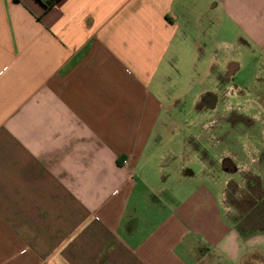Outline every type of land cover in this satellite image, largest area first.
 I'll return each mask as SVG.
<instances>
[{"label":"crops","instance_id":"obj_1","mask_svg":"<svg viewBox=\"0 0 264 264\" xmlns=\"http://www.w3.org/2000/svg\"><path fill=\"white\" fill-rule=\"evenodd\" d=\"M230 25L263 108L264 0H0V264H264V128L215 140L175 80L226 67L199 45Z\"/></svg>","mask_w":264,"mask_h":264},{"label":"rangeland","instance_id":"obj_2","mask_svg":"<svg viewBox=\"0 0 264 264\" xmlns=\"http://www.w3.org/2000/svg\"><path fill=\"white\" fill-rule=\"evenodd\" d=\"M208 35L211 36L210 40H208V42H201L200 48H204L205 46L207 47V50L212 48H215L216 44L219 42V40H228L231 44L229 47L230 53L229 56H227V60H229V62H234L235 64H237V70L234 73L233 78L229 81V83H225V82H220L218 80L219 77H217V75H220V80L223 81V78L221 77L223 75L222 72H224V70H226L225 65H221L220 68L217 70V68H215L214 72H211L210 76H208V78L205 77V72L207 70H210V67L208 64H206V60L202 61L201 59H203L207 54L206 53H202L199 54L200 58L199 61L194 69V72L191 75V78L188 82H183V77L180 78L178 74H175V80L177 81L176 84L178 83V87L181 89H185L188 90V92H190L191 94L200 91L201 89L204 88H208V89H220V86H218L219 84H223L224 86L226 85V87H228V93L226 95H224V101L223 104L225 107H232V106H240L241 101H239V89L243 88L246 91L248 90L247 88H245V86H250V90L249 92H247V99L244 102V106H240L242 107V110L244 109V114H245V123H246V130H245V136L246 139L244 140H248L250 141H254L255 139H257L259 137L258 132L259 130H257L259 128V126H261L262 128H264V105L263 108H260L256 103H259V97H254V90L251 86L252 84V79L255 76V74L257 73V71L259 70V68L257 67V63L259 61V57L260 55L258 54V52H254L253 50L249 49V48H244L246 46H243V44L240 42V38H242L241 36V32L238 29L233 28L230 25V29L228 30L227 33L223 32H218L217 27L214 26L213 27V32L212 30H209L208 28ZM240 37V38H239ZM239 48V49H238ZM205 59V58H204ZM202 61V62H201ZM225 62V61H224ZM223 62V64H224ZM214 69V67H211V69ZM185 75V74H184ZM234 94V95H233ZM258 100V101H257ZM221 108V107H219ZM190 108L187 107L185 109V113L182 114L181 116H173L175 118V120H170V121H179L181 118H190V117H194L195 114L192 113V111H190ZM192 110V108H191ZM206 115V114H205ZM209 116V113L208 115ZM172 117V119H174ZM179 119V120H178ZM232 120V119H231ZM201 125L203 126V128H212V129H224L226 126H223V123L221 124L220 122H215L214 120H210V118L207 119V117L203 120H201ZM213 131V130H212ZM213 133V132H211ZM217 132L215 131L214 134V139ZM235 134L234 132L230 131V139H231V135ZM209 136V134L205 135L204 138H207ZM202 137V136H200ZM262 137L264 138V131L262 132ZM238 139H243L238 138ZM232 142V140H231ZM233 143V142H232ZM233 148V147H232ZM220 150L222 149L221 147L219 148ZM215 154H217V149L214 150ZM237 148H233L232 151L229 153L231 155H237ZM257 151H252L251 150V156L252 158L255 157V155H257ZM264 154V153H263ZM260 155V154H259ZM225 167L227 169H231V166L228 162L224 163ZM241 194V193H240ZM235 198H239V194H235ZM241 198V197H240ZM243 198V196H242ZM241 199H237V200H242ZM233 200V199H232ZM249 205L251 204L250 202L248 203ZM241 208L240 209H244L246 206V204L240 203L239 205ZM234 207V206H233ZM240 209H238V211H240ZM236 211V210H235ZM238 211H236L235 213L237 214ZM255 214L258 215H262L264 217V204L261 205L260 208H257L255 211ZM260 228L264 229V223L260 225ZM258 228V225H256L255 227H251V228ZM247 263V262H246ZM199 264H207L206 261H202L199 262ZM252 264V263H250Z\"/></svg>","mask_w":264,"mask_h":264},{"label":"flooded vegetation","instance_id":"obj_3","mask_svg":"<svg viewBox=\"0 0 264 264\" xmlns=\"http://www.w3.org/2000/svg\"><path fill=\"white\" fill-rule=\"evenodd\" d=\"M237 64L234 62H228L226 65V70L224 71L223 75L221 76L223 78V81L220 80V76L218 80L220 82L228 81V79H232L234 76L235 71L238 69ZM229 80V81H230ZM220 89H205L200 93L198 96L197 102L195 104V110L199 113L207 114L209 113L208 118H212L215 122H220L221 124L225 125L226 127L222 129L221 132H219V129H212L207 128V130H213L216 131L217 135L215 136V140L222 141L228 135L230 138V131L234 132L235 134L231 135L232 142L238 140V138L243 137L244 129L246 126L245 123V114L244 109L242 110V107L244 106V102L241 101L240 106H232V107H225L219 108V106H223L224 101V95H226L228 91V87L226 85L224 86V83L221 85L219 84ZM244 89H239V94H243L242 91ZM234 95V94H233ZM239 96V95H238ZM264 103V99L261 100ZM224 110V111H222ZM232 119V120H231ZM215 134V133H214Z\"/></svg>","mask_w":264,"mask_h":264},{"label":"trees","instance_id":"obj_4","mask_svg":"<svg viewBox=\"0 0 264 264\" xmlns=\"http://www.w3.org/2000/svg\"><path fill=\"white\" fill-rule=\"evenodd\" d=\"M42 3L44 9H49L51 7H53L56 3H58L60 0H38ZM248 178V177H247ZM255 180H252L251 178L247 179V186H246V193H243V191H241L242 193L240 194L242 200H237V199H241L239 198H235V194L236 192H238L237 186L235 183L230 182L229 183V193H228V201L234 206V208L238 211V209H240L241 207L239 206L240 203L246 204L248 206H246L244 209H240V211H238L239 216H243L247 213V211L249 210L250 207H252L251 205H249L248 203L250 201H257L258 199H260L263 196V193H258V188H255L254 185ZM233 199V200H232Z\"/></svg>","mask_w":264,"mask_h":264}]
</instances>
